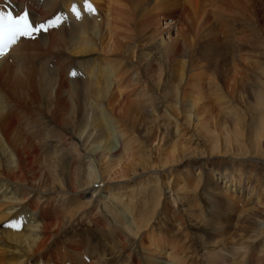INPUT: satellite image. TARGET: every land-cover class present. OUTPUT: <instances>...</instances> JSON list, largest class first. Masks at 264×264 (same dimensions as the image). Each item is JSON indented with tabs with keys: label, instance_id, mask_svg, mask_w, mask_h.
Returning <instances> with one entry per match:
<instances>
[{
	"label": "bare ground",
	"instance_id": "1",
	"mask_svg": "<svg viewBox=\"0 0 264 264\" xmlns=\"http://www.w3.org/2000/svg\"><path fill=\"white\" fill-rule=\"evenodd\" d=\"M88 2L0 0L60 18L0 57V264H248L264 237L257 0Z\"/></svg>",
	"mask_w": 264,
	"mask_h": 264
},
{
	"label": "snow or ice",
	"instance_id": "2",
	"mask_svg": "<svg viewBox=\"0 0 264 264\" xmlns=\"http://www.w3.org/2000/svg\"><path fill=\"white\" fill-rule=\"evenodd\" d=\"M83 7L87 11H94L88 0H84ZM70 11L77 19L80 18V9L75 3L71 5ZM59 22L58 17L56 22L49 20L47 24L36 23L27 12L14 14L11 10H0V57L9 55L11 48L21 38L31 39L35 34L48 31L49 27L56 26Z\"/></svg>",
	"mask_w": 264,
	"mask_h": 264
},
{
	"label": "rangeland",
	"instance_id": "3",
	"mask_svg": "<svg viewBox=\"0 0 264 264\" xmlns=\"http://www.w3.org/2000/svg\"><path fill=\"white\" fill-rule=\"evenodd\" d=\"M11 1H13V0H11ZM258 2H259V0H257V29L261 30V32L263 33L262 36L264 38V16H263L264 15V6H263L264 5V1L261 0L259 2V4H258ZM261 3H262V5H261ZM5 6H7V4H5ZM7 7H8L9 10L12 9L11 6H7ZM24 39L26 40V38H22L20 41H23ZM263 41H264V39H263ZM257 44H258L257 45V52L264 51V42H261L260 44L257 42ZM259 240L263 241L264 237L262 239L260 238ZM259 240H257V244L258 245H255L254 248L252 247L253 248L252 251L250 249V251L248 252L249 253L248 254L249 257L247 258V260L249 261L248 264H258V263L259 264H264V244L261 243V245H262V247H261V245H259L260 244ZM259 248H261V249H259ZM226 255L229 256L228 254H226ZM234 258H235V256L232 255L231 259L228 262H230L231 260L234 261Z\"/></svg>",
	"mask_w": 264,
	"mask_h": 264
}]
</instances>
